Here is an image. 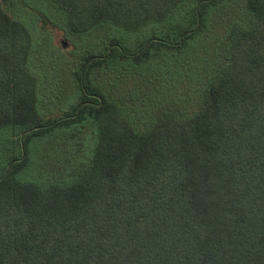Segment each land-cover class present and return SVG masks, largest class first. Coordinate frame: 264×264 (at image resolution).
I'll return each mask as SVG.
<instances>
[{
	"label": "trees",
	"instance_id": "trees-1",
	"mask_svg": "<svg viewBox=\"0 0 264 264\" xmlns=\"http://www.w3.org/2000/svg\"><path fill=\"white\" fill-rule=\"evenodd\" d=\"M44 11L82 44L60 116ZM0 264H264V0H0Z\"/></svg>",
	"mask_w": 264,
	"mask_h": 264
},
{
	"label": "rangeland",
	"instance_id": "rangeland-1",
	"mask_svg": "<svg viewBox=\"0 0 264 264\" xmlns=\"http://www.w3.org/2000/svg\"><path fill=\"white\" fill-rule=\"evenodd\" d=\"M19 18L29 25L33 36L30 62L32 61L33 66L39 69V73H37L39 76L37 96L38 98L45 97L44 107L48 113L60 116L62 110L66 108L69 95L75 92L76 89L72 73L79 62L81 53L78 48L82 44L77 45L74 49L75 43L64 39L63 31L58 28V24L55 23V26H49L48 23L45 26V23L49 20L45 11L43 15H40V12L36 15H29V18L35 24L32 25L33 27L24 18ZM42 22H44V25L41 24ZM119 34L124 37L125 41L132 42L128 33L127 35L119 31ZM108 41L107 34H103L99 44L105 46ZM121 42L122 40H119L120 44H122ZM69 43L71 47H69ZM93 44L95 45L96 41ZM32 64H29V67L34 73L30 66Z\"/></svg>",
	"mask_w": 264,
	"mask_h": 264
}]
</instances>
